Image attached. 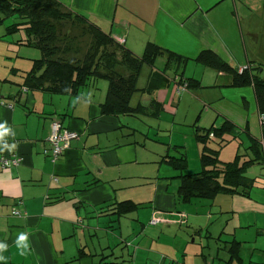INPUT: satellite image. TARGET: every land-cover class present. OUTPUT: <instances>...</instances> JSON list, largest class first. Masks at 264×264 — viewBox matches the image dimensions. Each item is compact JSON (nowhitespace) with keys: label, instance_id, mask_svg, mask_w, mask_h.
Masks as SVG:
<instances>
[{"label":"crops","instance_id":"obj_1","mask_svg":"<svg viewBox=\"0 0 264 264\" xmlns=\"http://www.w3.org/2000/svg\"><path fill=\"white\" fill-rule=\"evenodd\" d=\"M57 1L94 20L138 57L147 43H153L185 58L210 51L236 70L246 65L249 72L259 76L264 70L259 57L264 46L260 42L264 0ZM5 27L0 26V124L9 131L0 138V160L17 157L21 162L0 168V244L7 246L0 249V256L6 258L0 264H119L123 258L116 255L112 245L120 237L113 230L124 233L125 239L134 232L142 235L141 244L134 246L131 261L135 263L264 264L262 178H251L256 185L247 198L221 195L225 196V208L203 204L206 208L196 209L192 215L187 212V232H180L183 225H174L177 222L172 219L177 217L169 219L171 224H147L154 213H160L158 217L164 221L166 214L186 210L177 195L178 173L163 157H185L188 168L187 149L198 152L196 137L205 136L196 134V128L207 129L198 125L201 113L192 99L193 91L207 88V96L214 103L210 88L236 89L231 78L218 73L216 83L205 87L197 75L186 77L184 68V78L198 80L200 88L178 96L173 83L178 75L165 70V56H161V67L155 65L159 57L153 67L146 66L149 70L140 74L143 82L138 86L139 76V92L131 98V106L148 110L156 102L163 112L178 117L179 123L172 128L176 132L174 142L162 140L158 120L163 112L158 118L101 114L108 89L106 80L91 82L78 96L25 88L24 76L41 55L36 48L24 45L23 32L7 35ZM149 82L155 86L152 91L147 90ZM246 88L251 100L242 97L243 108L246 106L254 115L250 107H255L257 114L253 88ZM223 98L220 91L217 100ZM228 113H215L212 125L229 121L235 126ZM53 121L77 134L55 163L44 154L49 148L47 139ZM150 130L157 137L151 136ZM248 135L249 139L259 140L251 132ZM181 141L187 145L179 144ZM186 170L183 174L200 172ZM255 191L261 192L252 197ZM123 202L138 208L120 218L112 215L114 205ZM12 211L19 216L12 215ZM124 218L130 222L126 230L119 227ZM103 231L109 235H104L105 248L99 245L87 249L86 237H96ZM21 234L27 238L18 245ZM232 241L239 243V262L229 251Z\"/></svg>","mask_w":264,"mask_h":264},{"label":"trees","instance_id":"obj_2","mask_svg":"<svg viewBox=\"0 0 264 264\" xmlns=\"http://www.w3.org/2000/svg\"><path fill=\"white\" fill-rule=\"evenodd\" d=\"M7 19L11 21L5 27L7 35L21 31L24 34V45L40 51V59L33 62L31 70L24 76L23 86L28 90L78 96L91 82L106 80L108 89L105 102L100 106L102 115H146L158 118L163 112L161 105L152 102L150 108L144 110L132 107L131 98L139 92L137 81L143 67H153L158 57L165 56V70L171 69L178 75L177 80H173L176 87H183L184 90L200 88L198 80L183 76V69L189 61H193L218 73L228 74L233 87L251 86L256 98L258 121L260 115L264 116V76L252 74L246 67L241 71L236 70L210 51H202L191 59L147 43L142 55L138 57L122 43L114 40L109 33H105L94 20L69 10L57 0H0V26ZM79 26H82L89 38L83 53L81 48L65 45L66 42L71 43L74 40L70 38L72 29ZM64 28L66 30L63 34ZM153 89L155 86L149 82L147 90ZM196 129V134L201 132L205 135L196 137L201 146L198 174H183L187 169L185 157H163V161L178 173L179 200L183 204H189L196 199L213 200L218 195L249 197L256 182L248 178L245 172L249 165L260 164L264 159V129L263 144L249 139L250 145L245 149L247 152L251 151L253 156L242 162L243 156L239 154L229 162L220 160L223 147L229 143L231 137L236 138L232 123L224 121L219 127L212 125L205 130ZM211 144L217 148L214 149ZM137 208L138 206L131 202L116 203L112 215L120 218ZM228 248L233 253V259L239 262V243L232 241ZM79 253L82 254V250ZM79 259L76 258L73 263Z\"/></svg>","mask_w":264,"mask_h":264},{"label":"rangeland","instance_id":"obj_3","mask_svg":"<svg viewBox=\"0 0 264 264\" xmlns=\"http://www.w3.org/2000/svg\"><path fill=\"white\" fill-rule=\"evenodd\" d=\"M11 23L10 19H7L4 22V26H7ZM66 28H64V30L62 31L63 34L65 32ZM72 33L70 38H74V40L71 43L66 42L65 45L69 46V47H73V48H81V53H83L87 47V43L89 42V38L87 37V34L84 32V30H82V26L79 27H75L74 29H72ZM260 42L264 43V29L262 30L261 36H260ZM248 43V41H247ZM62 46L64 44H61ZM173 46V45H172ZM261 49L263 50L262 53L259 55L262 64H264V46L261 47ZM26 50V48H25ZM28 50H33V49H28ZM38 52H40L37 49ZM164 62V57H159V59H157L155 65L157 67H161L162 63ZM247 67L246 65H242V67L239 68V70L243 69ZM264 68V66H263ZM149 69L148 67H143L142 69V76L145 72H147ZM225 74V73H224ZM184 75L186 77H191L192 75H197L198 77H200L201 80V84L205 87H210L213 86L216 83V77L218 76V72H216L215 70H212L210 68H207L205 66H202L198 63H195L193 61H189L184 69ZM140 75V79L138 82V86L140 85V83L143 82V77ZM225 76H227L228 78H230V76L228 74H226ZM261 76H264V70L261 73ZM231 80V79H230ZM99 82H101L102 80H98ZM172 91V90H171ZM220 91L222 92V94L224 95L223 100H217L220 96ZM248 91L249 88H242V90L240 88H227V89H211L210 88V92L212 93L213 98L215 99L214 103L212 102V100H210L207 96V88L204 89H199V90H195L193 91L194 94L192 96V99L195 103V105L199 108V111L201 113V118L199 120L198 125L199 126H204L205 128H209L212 125L213 120L216 118L215 113H223V111H227L229 112L228 115H230L232 117V119L234 120V124H235V132H236V138H230L229 139V143L226 144L225 147H223V149L220 152V160L222 162H229L232 161L235 157L236 154L242 155L243 157L241 158V162L244 160H248L250 158H252L253 153H251V151H246L245 148H247L250 145V136L248 135V133H252L255 134V136L257 138H259V140H257L259 142V144H263V136H262V128L260 126V123L258 121V112L256 114V110L255 107H250V109H252L254 111V115L252 113L251 110L247 111V107L245 106V108H243V102H242V97H247V99L250 101L251 97L248 95ZM174 92L176 93V95L180 96V95H185V94H190L188 90H183L180 93H177L175 91V87H174ZM180 111V109H179ZM172 114L168 111H165L161 114L160 119L158 120V123L160 125V129H163V132L158 133V135L161 137L162 140H167V141H173L176 139V132L175 130H173V126L174 123L178 124L179 123V119L177 118H172L171 117ZM218 123H220V120H218ZM153 124H157V123H153ZM222 124V123H221ZM220 124V125H221ZM220 125H215V127H219ZM177 130V129H176ZM152 134L154 135V131L150 130V135L152 136ZM175 134V135H174ZM190 134L191 137L194 136L193 133V129L190 128ZM155 137H157L156 135H154ZM176 143V142H175ZM150 146H155V144L151 141H149L148 143ZM179 144L182 145H187L184 144L183 141L179 142ZM212 147L215 149L217 148L216 145L211 144ZM197 148H198V152H193V149L189 148L187 149V156H188V163L189 166L186 170L191 172V173H195L197 171L200 170V165H199V153L201 150V146L199 143H197ZM248 153V155H247ZM195 167V168H194ZM194 171V172H192ZM176 174V173H175ZM245 175L248 178H254V177H259L264 179V159L262 160V162L260 164H253V165H249L248 168L246 169ZM260 180V179H259ZM258 180V181H259ZM261 191H255L252 194V197L254 196V194L259 193ZM225 198V196H221L218 195V197L214 200H193L191 201V203L189 204H185L183 208H185L186 210H181L178 213H172V214H166V220L164 221H160L158 222L155 226L153 225H149V221L151 220V218H149L148 220V227H156L159 226L160 224H171V220L173 217H177L176 219H172V220H176L177 223H175L174 225H183L180 229V232H187L186 230V214L187 212L190 213L191 215L195 213L196 209H201V208H206V206H203V204H207L208 206H211L212 204H216V205H222L223 208L227 207L224 204H222V199ZM181 207V206H180ZM178 206V208H180ZM180 210V209H179ZM155 215V214H154ZM165 215V214H164ZM192 219V216L189 217V220ZM129 223L125 218L122 219V223L119 224V227H123L124 230L125 226H129ZM182 223V224H180ZM132 225H134V223H132ZM167 226V225H164ZM177 230L178 227H176ZM108 231V230H105ZM105 231L103 232H99L96 237L95 236H87L86 237V243H87V249H93L95 247H98L99 245H103V243H105V237H109L108 233H106ZM114 235L117 237H120L117 241L118 242H114L113 249L116 253V255H121V259L123 258V261H120L119 264H144L143 260L142 261H137L136 263L131 261V258L134 254V246H138L139 244H141L143 237L142 235L138 234V232H134L133 234H129L130 236L127 237V239H125V234L124 233H120L119 231H115L113 230ZM126 232V231H125ZM131 233V232H129ZM166 233H171L170 231H167ZM111 234V233H110ZM105 235V237H104ZM120 235H123V238H121ZM205 238V236H203ZM209 240V239H208ZM113 241V240H112ZM79 247V246H78ZM80 248V247H79ZM102 248H105L102 246ZM128 249H129V253H128ZM74 255H77V250H75Z\"/></svg>","mask_w":264,"mask_h":264},{"label":"built area","instance_id":"obj_4","mask_svg":"<svg viewBox=\"0 0 264 264\" xmlns=\"http://www.w3.org/2000/svg\"><path fill=\"white\" fill-rule=\"evenodd\" d=\"M242 70V69H241ZM240 70V71H241ZM183 87L175 86V91L177 93H180L183 91ZM259 123L262 129H264V116H259ZM77 139V134L75 132L68 131L60 125L59 122L53 121L51 123V133L47 139V142L49 144L48 150L44 151V154L50 158L52 163H55L58 161L60 156L63 154V152L70 147V143ZM21 162L20 158H14V159H1L0 160V168L6 169L10 166H16ZM156 214V213H154ZM152 216L150 224L156 225L158 222L162 221L157 213L156 215ZM12 215L19 216V213L17 211H12Z\"/></svg>","mask_w":264,"mask_h":264},{"label":"clouds","instance_id":"obj_5","mask_svg":"<svg viewBox=\"0 0 264 264\" xmlns=\"http://www.w3.org/2000/svg\"><path fill=\"white\" fill-rule=\"evenodd\" d=\"M8 129L3 125V124H0V138H2L3 136H5L7 133H8ZM7 147V145H5ZM12 147H15V145H13ZM27 238V236L25 234H21V236L19 237V240H18V245L20 244V241H23ZM7 246L4 245V244H0V249H4L6 248ZM23 254V253H22ZM6 259L5 257H2L0 256V260H4Z\"/></svg>","mask_w":264,"mask_h":264}]
</instances>
